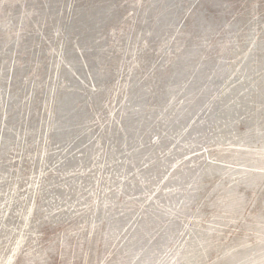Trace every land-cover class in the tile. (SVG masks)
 Listing matches in <instances>:
<instances>
[{
	"label": "rangeland",
	"instance_id": "374dc122",
	"mask_svg": "<svg viewBox=\"0 0 264 264\" xmlns=\"http://www.w3.org/2000/svg\"><path fill=\"white\" fill-rule=\"evenodd\" d=\"M263 174L264 0H0V264H264Z\"/></svg>",
	"mask_w": 264,
	"mask_h": 264
},
{
	"label": "bare ground",
	"instance_id": "6f19581e",
	"mask_svg": "<svg viewBox=\"0 0 264 264\" xmlns=\"http://www.w3.org/2000/svg\"><path fill=\"white\" fill-rule=\"evenodd\" d=\"M191 85V84H190ZM219 108V107H218ZM217 110V109H216ZM187 112V111H186ZM188 113V112H187ZM255 119V118H254ZM252 123V122H251ZM251 127V126H250ZM124 142V141H123ZM219 146V145H218ZM122 150V149H121ZM120 150V151H121ZM59 154V153H58ZM123 154V153H122ZM252 154H253V152H252ZM217 155V154H216ZM219 155V154H218ZM228 155V154H227ZM218 157V156H217ZM244 158V157H243ZM242 158V159H243ZM243 162V161H242ZM67 164H69V163H67ZM257 165V164H256ZM69 166V165H68ZM238 169V168H237ZM241 169V168H240ZM261 170V169H260ZM263 171V170H262ZM237 172V171H236ZM244 171H242V173H243ZM245 173V172H244ZM261 173V172H260ZM254 174V173H253ZM252 174V175H253ZM262 174V173H261ZM252 175H251V177H252ZM242 177H243V175H241ZM254 176V175H253ZM259 176H261V175H259ZM263 176H264V174H263ZM254 177H256V176H254ZM258 178V177H257ZM240 179V178H239ZM244 179V178H243ZM254 179V178H253ZM252 179V180H253ZM259 179V178H258ZM246 180V179H245ZM133 181V180H132ZM236 182V181H235ZM244 182V181H243ZM116 183V182H115ZM253 183H255L254 182V180H253ZM129 185V184H128ZM253 185V184H252ZM117 186V185H116ZM256 186H257V184H256ZM235 187V186H234ZM72 188V187H71ZM146 189H147V187H146ZM62 190V189H61ZM119 190V189H118ZM137 190V189H136ZM133 191V190H132ZM111 192H113V191H111ZM137 194V193H136ZM211 194H212V192H211ZM132 196V195H131ZM141 196V195H140ZM196 197V196H195ZM88 199V198H87ZM207 200V199H206ZM99 201V200H98ZM141 201V200H140ZM200 201V200H199ZM127 202H128V200H127ZM130 202V201H129ZM171 202V201H170ZM177 203H178V201H176ZM194 202V201H193ZM206 202V201H205ZM126 203V202H125ZM211 203V202H210ZM135 204V203H134ZM163 204H165V203H163ZM194 204V203H193ZM205 204V203H204ZM212 204V203H211ZM130 205H131V203H130ZM138 205V204H137ZM201 205V204H200ZM213 205V204H212ZM217 205V204H216ZM165 206V205H164ZM244 206V205H243ZM132 207V206H131ZM140 207V206H139ZM162 207V206H161ZM188 207V206H187ZM135 208V207H134ZM239 208V210H240V207H238ZM238 208H235V209H238ZM243 208V207H242ZM152 209V208H151ZM163 209V208H162ZM215 209H216V207H215ZM234 209V210H235ZM139 210V209H138ZM64 211V210H63ZM118 211V210H117ZM132 211V210H131ZM130 211V212H131ZM149 211H151V210H149ZM236 211V210H235ZM241 211H242V209H241ZM148 212V211H147ZM154 212V211H153ZM167 212V211H166ZM239 212V211H238ZM134 213V212H133ZM155 213V212H154ZM235 213V212H234ZM164 215H166L165 213H163ZM201 214H204V213H201ZM214 214H216V213H214ZM237 214V213H236ZM60 215H62V214H60ZM131 215V214H130ZM172 215V214H171ZM240 215H241V212H240ZM235 217V216H234ZM238 216H236V218H237ZM131 218V217H130ZM223 218V217H222ZM233 218V217H232ZM236 218H234V220L236 219ZM239 218H240V216H239ZM215 219V218H214ZM175 220H177V219H175ZM181 220V219H180ZM231 220V219H230ZM230 220H229V223H230ZM238 220V219H237ZM216 220H214V222H215ZM227 221H228V219H227ZM231 221H233V220H231ZM259 222H260V220H258ZM176 222V221H175ZM207 222H209V221H207ZM211 222H213V221H211ZM232 223V222H231ZM234 223H236V221L234 222ZM227 224V223H226ZM256 224V223H255ZM262 224V223H261ZM260 224V225H261ZM233 226H234V224H233ZM248 226V225H247ZM252 226V225H251ZM254 226V225H253ZM257 226H259V225H257ZM264 226V224L262 225V227ZM259 228H260V226H259ZM220 229V228H219ZM251 229V228H250ZM252 229H254V228H252ZM257 229V228H256ZM256 229H254V231L256 230ZM261 229V228H260ZM214 230H216V229H214ZM138 231V230H137ZM141 231V230H140ZM221 231L222 230H220V233H221ZM142 232V231H141ZM141 232H139V233H141ZM214 232V231H213ZM212 232V233H213ZM187 233V232H186ZM262 233V232H261ZM188 235V234H187ZM219 235H221V234H219ZM261 235V234H260ZM260 235H258V236H260ZM168 236V235H167ZM215 236H216V234H215ZM222 236V235H221ZM224 237V236H223ZM166 238V237H165ZM220 239V238H219ZM222 239V238H221ZM170 240V239H169ZM171 241V240H170ZM237 241V240H236ZM161 243H163V242H161ZM207 243V242H206ZM236 242H234V244H235ZM168 244H169V242H168ZM209 243H207V245H208ZM219 244V243H218ZM130 245V244H129ZM221 246V245H220ZM224 246H226V245H224ZM230 246V245H229ZM239 247H240V245H238ZM204 247V246H203ZM208 247V246H207ZM217 247V246H216ZM219 248H221V247H219ZM226 249H228V248H224V250H226ZM205 250H206V248H205ZM216 250V249H215ZM218 251H221V250H219V249H217ZM255 251H256V249H255ZM167 252H169L168 251V247H167ZM189 252V251H188ZM211 252V251H210ZM217 252V251H216ZM226 252V254H227V252L228 251H225ZM243 252V251H242ZM259 252V251H258ZM191 253V252H190ZM194 253V252H193ZM195 254V253H194ZM221 254V253H220ZM263 254V253H262ZM191 256V255H190ZM221 256H222V254H221ZM235 256V255H234ZM242 256V255H241ZM247 256V255H246ZM202 258V257H201ZM186 259V258H185ZM187 259H189V258H187ZM219 259H221V258H219ZM202 260V259H201ZM222 260V259H221ZM241 260V259H240ZM203 261V260H202ZM207 261V260H206ZM218 263H219V261H217ZM216 262V263H217ZM244 263H245V261H244ZM243 263V264H244ZM203 264V263H202Z\"/></svg>",
	"mask_w": 264,
	"mask_h": 264
}]
</instances>
